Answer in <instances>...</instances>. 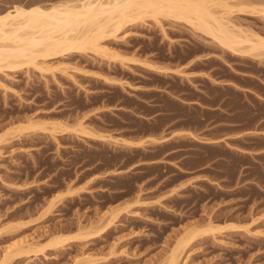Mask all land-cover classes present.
<instances>
[{
  "label": "rangeland",
  "instance_id": "obj_1",
  "mask_svg": "<svg viewBox=\"0 0 264 264\" xmlns=\"http://www.w3.org/2000/svg\"><path fill=\"white\" fill-rule=\"evenodd\" d=\"M65 1L0 0V14L15 5ZM217 1L213 10L232 4L227 19L264 37V0ZM145 19L102 42L119 59L88 52L0 70V262L6 247L27 240L29 253L8 264H53L51 255L69 250L73 264H165L180 238L196 230L178 264H264V208L257 200L229 197L239 192L225 191L223 184L186 185L181 174L162 180L160 166L133 173L119 140L99 133L113 120L98 105L104 97L118 99L135 76L183 63L193 48L241 54L187 22ZM119 162L125 171L95 181L105 166ZM82 230L97 235L82 239L77 250L73 240L81 239L73 238L46 255L33 252L56 235Z\"/></svg>",
  "mask_w": 264,
  "mask_h": 264
},
{
  "label": "crops",
  "instance_id": "obj_2",
  "mask_svg": "<svg viewBox=\"0 0 264 264\" xmlns=\"http://www.w3.org/2000/svg\"><path fill=\"white\" fill-rule=\"evenodd\" d=\"M251 52L199 47L183 63L148 69L118 99L103 98L98 106L113 122L99 133L128 151L126 170L160 166L162 180L181 174L186 185L223 184L225 191L239 192L229 197L257 200L264 208V48ZM122 166H105L95 181L125 171ZM73 241L77 250L82 240ZM69 252L49 259L73 264Z\"/></svg>",
  "mask_w": 264,
  "mask_h": 264
},
{
  "label": "bare ground",
  "instance_id": "obj_3",
  "mask_svg": "<svg viewBox=\"0 0 264 264\" xmlns=\"http://www.w3.org/2000/svg\"><path fill=\"white\" fill-rule=\"evenodd\" d=\"M217 2V0H70L50 6L15 5L13 9L0 14V70L4 67L19 69L25 64H35L34 66L38 67L36 63L38 58L48 59L88 52L107 53L108 50L106 51L102 44L103 41L117 37L125 28L139 24L147 17L154 18L156 21L161 18H172L187 22L199 31L211 35L221 46L243 55L252 53V50L254 53L256 49L264 48L263 36L256 33L250 34L229 20L231 18L228 13L230 11L232 13L231 9L235 6L223 3L226 11L230 8L229 12L227 13L225 9V13L223 10L218 12L212 9L213 4L217 5ZM220 3L219 5H222ZM242 8L238 9L243 10ZM225 14L228 16L225 17ZM107 54L112 58L116 55ZM118 57L120 55L117 54L114 59H119ZM127 59L122 58L124 61ZM41 67L40 65L39 69H45ZM117 214L116 212L114 217ZM112 222L104 225L97 234H104L107 226ZM85 231H79L71 237L56 235L33 252L45 254L47 249L64 246L73 238L90 239V235L96 234L91 233V230ZM190 233L192 234H184L185 237L180 238L177 248L171 252L165 264H178L180 249L183 251V247L186 248V245L188 246L189 242L197 237L196 230L195 234L192 231ZM26 241L20 240L19 242L22 243H14L6 247L0 264H8L14 257L29 253L31 249H26L24 246Z\"/></svg>",
  "mask_w": 264,
  "mask_h": 264
}]
</instances>
